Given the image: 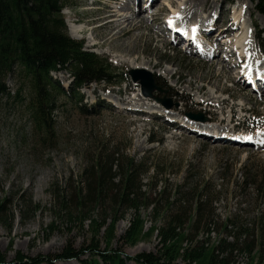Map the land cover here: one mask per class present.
<instances>
[{
  "label": "rangeland",
  "instance_id": "rangeland-1",
  "mask_svg": "<svg viewBox=\"0 0 264 264\" xmlns=\"http://www.w3.org/2000/svg\"><path fill=\"white\" fill-rule=\"evenodd\" d=\"M68 1L69 5L63 11L68 35L83 41L85 49L108 59L117 71L116 80L123 81L116 84L92 82L73 96L70 93L74 84L72 74L67 71L53 73L55 85L66 94H55L51 117L56 135L48 139L36 131L30 108L33 91L29 81L17 73L6 78L11 94L0 97V203L6 204L0 220V252L6 256L7 263L12 262L18 253L29 257L54 255L68 245L80 249L90 244V221L81 225L59 214L53 191H66L74 198L83 170L109 138L128 157H134L139 163L146 160L145 167L160 163L165 169L164 179L169 183L166 194L159 198L161 183L158 187H151L148 193L150 201H157L158 207L163 205L164 199L174 195L176 184L185 182L189 168L195 174L193 184H205L209 180L215 186L218 199L213 204L216 214L214 230L207 235L186 229L197 237L196 241L210 239L209 243L215 245L220 238L228 237L223 228L228 218L240 216L241 219L236 220L239 224L240 221L250 222L258 213L264 212V189L259 192L258 184H253L260 182L255 175L264 173V147L208 140L203 134L191 130L201 123L211 124L212 119L218 122L226 119L221 126L224 128L229 127L227 122L232 119V127L239 126L241 132L264 129V100L260 102L257 96H252L247 84L238 77L237 66L229 75H216L220 68L218 61L225 59V63L231 66L240 55H245L241 60L248 59L246 64L252 68L264 69V52L261 53L264 14L258 11L259 0H209L206 7L202 4L196 6V14L191 13L194 0H154L146 9L143 7L145 0H132L134 12L147 23L143 22L124 41L112 43L107 40L113 28H102L101 25L110 19L114 8L120 7L121 14L129 15L131 0ZM123 4L128 6L121 7ZM167 18H177L176 21L185 27L196 28L197 25L212 30L209 39L215 55L202 57L173 43L164 33L171 36L174 31L172 27L171 30L166 27ZM73 23L80 25L79 28L84 27L82 34L73 36L70 29ZM228 26H234L233 32L218 36L220 30ZM244 31L248 32L241 51L228 57L225 48L231 47L230 40L241 38ZM225 43L229 46L225 47ZM133 62L144 65V69L151 68L154 79L161 78L160 82L154 80L163 89L154 92L156 99L145 96L139 82L131 79L129 70ZM155 63L159 65L152 68ZM188 81L192 84L189 85ZM202 86L204 90L198 92ZM206 92L215 96L214 104L226 99L225 103L213 110L200 105L198 102ZM164 97L171 100L170 108L161 102ZM233 105L234 113L231 111ZM144 107H148L153 115L145 113ZM190 115H202L204 121L196 123ZM171 118L177 125L168 121ZM185 126L192 127L187 129ZM224 128H221L222 132L228 130ZM204 129L210 130L211 127ZM251 171L253 176L248 175ZM153 174L150 170L141 175L142 182L149 183ZM29 200L39 204L41 210L32 212ZM107 203L102 208L89 206L93 217L106 219V226L98 238L101 250H120L129 257L160 250L158 231L152 230L155 225L153 206L141 209L145 224L139 242L128 245L122 240L131 224L133 210L130 209L118 213L123 217L117 220L113 237L110 243L107 242L105 230L114 214L110 202ZM156 223L161 226L164 221L159 218ZM228 239L234 240L232 237ZM254 254L251 257L234 252V264H256L258 258ZM90 257V254L84 256ZM178 262L183 264L181 260ZM56 264L81 263L70 259Z\"/></svg>",
  "mask_w": 264,
  "mask_h": 264
},
{
  "label": "trees",
  "instance_id": "trees-1",
  "mask_svg": "<svg viewBox=\"0 0 264 264\" xmlns=\"http://www.w3.org/2000/svg\"><path fill=\"white\" fill-rule=\"evenodd\" d=\"M68 5V0H0V97L11 94L6 86L9 75L17 73L19 77L27 79L33 91L30 108L36 131L48 139L56 135L51 117L55 94H66L55 85L52 72L67 70L73 75L75 82L70 91L73 96L85 84H116L123 81L116 80L117 71L108 59L85 49L83 41L68 35L63 13ZM257 8L264 14V0H259ZM160 79L155 78V82H160ZM146 163V160L139 163L134 157L125 155L118 144L109 138L83 170L74 198L66 191H53L59 214L81 225L90 221V244L80 249L68 245L61 253L54 255L29 257L18 253L10 263L0 252V264H56L57 261L70 259L79 260L81 264H129L130 261L134 264H181L179 260L183 264H234V252L251 257L255 253V258H258L256 264H264V212L258 213L250 222L240 221L239 224L236 220L239 221L240 216L228 218L223 228L233 241H229L228 237L220 238L215 245L209 243L210 239L196 241L197 237L189 232L194 230L209 235L214 230L212 226L216 214L213 204L218 199L215 186L209 180L205 184H193L195 174L189 168L185 182L176 184L174 195L164 199L163 205L158 207L157 201H150L148 193L151 187H158L161 183L159 198H163L169 183L164 179L165 169L161 168L160 163L145 167ZM150 170L154 172L150 182L143 183L141 175ZM249 174L253 176L252 171ZM258 174L255 176L260 178V182L253 184H258L260 192L264 189V173ZM107 202H110L114 212L105 230L107 242L110 243L113 237L117 220L123 217L118 213L125 209L133 210V216L122 240L128 245L139 242L145 224L141 209L153 206L155 225L152 230L158 231L160 250L134 257L124 256L120 250H101L98 238L106 226V219L93 217L89 206L102 208ZM29 204L32 212L41 210L39 204L30 200ZM5 210L6 204L0 203V220ZM159 218L164 221L161 226L156 225ZM86 254L92 257L84 258Z\"/></svg>",
  "mask_w": 264,
  "mask_h": 264
},
{
  "label": "bare ground",
  "instance_id": "bare-ground-1",
  "mask_svg": "<svg viewBox=\"0 0 264 264\" xmlns=\"http://www.w3.org/2000/svg\"><path fill=\"white\" fill-rule=\"evenodd\" d=\"M153 1L154 0H145V2L143 4V7L145 9L146 8H150V6L153 3ZM208 2H209V0H205V1H202V0H194V2H193L194 5L192 7V12L191 13L192 14H196V11H195L197 9L196 6L202 4L203 7H206L208 5ZM128 4L130 6L129 7L130 8V14L129 15H128V13L126 15L121 14V10L119 9L120 7L119 8L117 7V8H114L112 10L111 15L109 16L110 19L108 21L106 20L105 22L102 23V25H101L102 28L103 27L104 28H109V27H112L113 28V30H111V32L108 34V40L107 41H109L111 43L113 41H116V40L117 41L118 40L124 41L126 39V36L131 35V33L133 32V30L140 28L142 26L143 22H146L147 23V20H144V18H142V19L139 18V16H137V14L134 12V5H135V3L132 2V0H131V2H129ZM122 6H128V5L127 4L126 5L123 4V5H121V7ZM104 18H107V17H104ZM170 21H172V20L170 19ZM166 26H167L168 29H170L168 25H166ZM174 27L177 28V22H175ZM236 27H238V26H236ZM95 29L96 28H94L93 30H95ZM233 29H234V26H232V27L231 26H228V27H226L224 29H221L220 32H219V34H218V36H221V35H229L231 32H233ZM247 32L248 31H244L243 34H242V36H241V38H236L233 41L230 40V42H231L230 44L232 45L231 47L228 45V43L227 44L225 43L226 44L225 46H227V45L229 46V47H226V49H225L226 50V55L228 57H230V56L233 57V56H235L236 53H238V51L239 52L241 51L240 49L244 46L243 44L246 42V36H247L246 34H247ZM212 35L213 34H208L207 35V39L211 38ZM73 36H77V35L76 34H73ZM198 40L199 39H197L196 41H198ZM250 47H251V45H250ZM211 48L214 49V47L212 45H211ZM202 49H204V48H202ZM209 49L204 50L203 53L204 54H208L211 51H214L213 49H211V50H209ZM227 49L229 51H227ZM214 55H215V53H214ZM243 56H245V55H243ZM243 56L240 55L237 58V61L234 62V63H232L231 66H229V65H227V63H225V59H223L221 61H218L217 64L220 65V68H219L218 74H216V75L222 76V75H229V74H231V72L233 71V69L236 66H238V64H239L240 61H242L241 59H242ZM158 65H159L158 63H155V64H152L151 67L154 68V67H157ZM130 66L132 68H135V69L136 68H142V69L146 68L144 65H137L136 62L131 63ZM147 69L149 71L151 70V68H147ZM170 76H173V75L171 74ZM254 78H255V74L253 76V79ZM255 81H256V79H254V82ZM188 83H189V85L192 84L191 81H188ZM197 90H198V92H202L204 90V86L199 87ZM214 99H215V96L212 94V92H210V93L206 92L205 93V96H203V98L201 100H199L198 103H200V105H202V106H205L206 108H209L210 110H213L214 108L222 107V104L225 103V100H226V99H224V100H218V104H216V103L214 104V101H215ZM261 100H264V97L261 98ZM234 106L235 105L231 106V111L233 113H234V110H235ZM241 109H243V108H241ZM143 110L145 112L146 111H150L151 112V110H149L148 107H144ZM171 121H173L172 118H171ZM210 121H211V124L210 123H207L208 126H211V129L210 130L216 129L215 127H213L214 125H212V123H215L218 126H219L218 123H221V122L226 123V119H222L219 122L218 121H215L213 119L210 120ZM192 126H195V125H192ZM192 126H190V127L187 126V128L191 129ZM228 128L229 127L226 126L224 129H228ZM191 130H196L197 131L199 129L197 127H195L194 129H191ZM207 131H209V129H205V132L201 131L200 133L203 134L204 136L207 133H209V136L211 138H220L219 133L220 134H225V135L221 136L223 139H226V138H230L231 137V135H228L227 134V133H230V131H224V132H221V131L220 132H216V131H214L212 133L207 132Z\"/></svg>",
  "mask_w": 264,
  "mask_h": 264
},
{
  "label": "water",
  "instance_id": "water-1",
  "mask_svg": "<svg viewBox=\"0 0 264 264\" xmlns=\"http://www.w3.org/2000/svg\"><path fill=\"white\" fill-rule=\"evenodd\" d=\"M129 75L131 76L133 81H139L142 87V91L146 96L153 97L155 90L163 91L161 87L156 86L154 82L153 73L149 70L142 69V68H132L129 70ZM163 103L168 104L171 106V100L164 97L160 99Z\"/></svg>",
  "mask_w": 264,
  "mask_h": 264
}]
</instances>
